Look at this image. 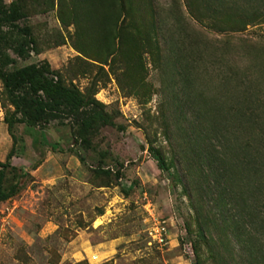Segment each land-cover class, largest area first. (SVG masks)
I'll return each instance as SVG.
<instances>
[{
  "label": "rangeland",
  "instance_id": "obj_1",
  "mask_svg": "<svg viewBox=\"0 0 264 264\" xmlns=\"http://www.w3.org/2000/svg\"><path fill=\"white\" fill-rule=\"evenodd\" d=\"M196 6L217 13L199 21L186 0H0L6 70L47 62L122 127L102 128L89 149L67 124L13 128L8 161L28 175L0 202V264H264V199L241 164L263 145L264 17L252 16L264 0ZM11 111L0 83V163ZM197 119L230 133L235 206L260 213L249 235L214 203Z\"/></svg>",
  "mask_w": 264,
  "mask_h": 264
},
{
  "label": "trees",
  "instance_id": "obj_2",
  "mask_svg": "<svg viewBox=\"0 0 264 264\" xmlns=\"http://www.w3.org/2000/svg\"><path fill=\"white\" fill-rule=\"evenodd\" d=\"M189 1L190 3L186 0L189 11L199 21L211 20L210 14L213 12L217 13V10L211 11L209 7L201 6L199 8V6H196L198 9L194 8L193 2L196 0ZM226 15L238 19L241 18V15L235 12ZM252 17H255V19L264 17V13L258 12ZM17 54L19 57L23 56L22 52ZM9 61L11 60L0 52L2 94L12 107V111L7 113L3 119L7 127V133L12 141V148L6 161L0 163V202H4L16 195L20 188V182L17 181L18 178L27 177L28 175L21 173L18 176L17 170L11 167L8 161L14 152L15 137L12 130L16 125L42 129L51 122H58L60 125L67 124L70 127L73 139L79 138L84 149L90 148L91 139L102 128L122 129L121 126L115 124L114 117L106 110V106L98 102L93 94H83L73 86H66L60 74L52 70L47 62L8 71L6 67L9 65ZM251 115L254 118V115ZM252 123H257L255 118L252 119ZM193 125L197 130H201L199 131L201 140L208 141L204 150L203 168L213 178L210 188L214 189L216 194L214 203L221 207L220 210L223 214H228L227 218L234 224L235 232L249 235L247 228L252 226L255 217L260 216V213L256 215L253 211L248 210L246 214L243 213L244 210H237L235 206L239 198L237 199L235 193L228 187L229 184L237 181L236 175L233 173L235 164H232L229 156L225 154V150L228 149L226 142L230 134L229 131L226 127L221 128L218 123L208 128L200 119H197V123L196 121L193 122ZM214 140L216 141L214 142ZM261 142L263 143L262 147L256 150L249 159L245 157L241 159L243 169L247 168L252 171L254 178L258 180V182L257 180L251 182V186L254 187L258 195L256 197L257 201L264 199V177L260 176L261 178H257L261 172V166L258 165L259 160L262 159L264 163V137ZM217 147L222 148V150H218ZM149 152L156 161L160 171H169L168 165L159 151L149 147ZM8 169L9 171L7 172ZM8 174L11 175V178L9 181H5ZM260 222L263 224L264 219H260ZM197 231L200 238L203 239L202 227H198ZM200 262L201 260L198 257L196 264H200Z\"/></svg>",
  "mask_w": 264,
  "mask_h": 264
},
{
  "label": "bare ground",
  "instance_id": "obj_3",
  "mask_svg": "<svg viewBox=\"0 0 264 264\" xmlns=\"http://www.w3.org/2000/svg\"><path fill=\"white\" fill-rule=\"evenodd\" d=\"M96 225H98V222L96 223Z\"/></svg>",
  "mask_w": 264,
  "mask_h": 264
}]
</instances>
